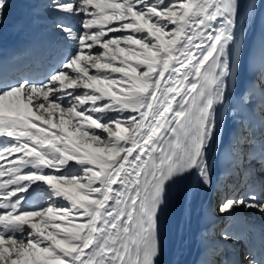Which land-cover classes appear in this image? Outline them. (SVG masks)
Segmentation results:
<instances>
[{"label": "snow or ice", "instance_id": "1", "mask_svg": "<svg viewBox=\"0 0 264 264\" xmlns=\"http://www.w3.org/2000/svg\"><path fill=\"white\" fill-rule=\"evenodd\" d=\"M260 6L44 0L55 62L37 78L0 72V264H158L170 189L214 183L221 111ZM261 56L248 100L264 97V39ZM230 154L243 188L216 211L264 215V133L259 148L255 132L238 135ZM239 264L264 260L249 250Z\"/></svg>", "mask_w": 264, "mask_h": 264}, {"label": "bare ground", "instance_id": "2", "mask_svg": "<svg viewBox=\"0 0 264 264\" xmlns=\"http://www.w3.org/2000/svg\"><path fill=\"white\" fill-rule=\"evenodd\" d=\"M54 19L44 7V0H11L4 23L0 25V40L6 52L5 58H0V66L9 68L14 75H24L18 70L23 67L21 57H27L32 63L23 67L22 72L33 69L35 65L38 71L34 77H40L46 67L45 61L53 64L55 53L61 47L59 34L52 27ZM23 31L34 38L47 39V54L27 53L26 56V48L22 45ZM262 39L264 6L259 7L255 19L249 21L246 28L239 81L233 83L230 107L226 106L221 111V129L211 151L214 183L212 187L204 188L197 184L195 177H191L181 188L180 207L174 213L175 231L169 241H161L162 250H169L167 264H239L249 250L254 253L260 251L256 246L262 248L264 260V215L257 211L240 210L233 216L225 217L215 209L226 195H233L240 189L219 182V178H224L232 167L230 148L235 138L245 131L255 132L259 148L264 133V113L261 103L257 102L261 101L259 90L250 100L247 99L250 85L255 82L254 77L262 67ZM242 94L246 98L244 102L241 101ZM221 193H224L223 197ZM224 230L236 237L227 245L220 240Z\"/></svg>", "mask_w": 264, "mask_h": 264}, {"label": "rangeland", "instance_id": "3", "mask_svg": "<svg viewBox=\"0 0 264 264\" xmlns=\"http://www.w3.org/2000/svg\"><path fill=\"white\" fill-rule=\"evenodd\" d=\"M243 188V187H242ZM215 209H217V207L215 208ZM245 212V211H244Z\"/></svg>", "mask_w": 264, "mask_h": 264}]
</instances>
